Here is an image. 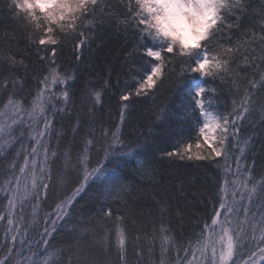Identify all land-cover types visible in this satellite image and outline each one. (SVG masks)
Returning a JSON list of instances; mask_svg holds the SVG:
<instances>
[{"label":"snow or ice","instance_id":"snow-or-ice-1","mask_svg":"<svg viewBox=\"0 0 264 264\" xmlns=\"http://www.w3.org/2000/svg\"><path fill=\"white\" fill-rule=\"evenodd\" d=\"M6 7L13 20L23 25L26 33L29 30L33 33L31 42L36 45V56L42 65L47 66L50 75L52 70L58 71V53L68 44L76 53L75 59H80L82 50L94 42L93 35L102 31L105 25L114 31L123 27V31L133 37L125 63L131 58L139 71L132 72L136 79L132 84L125 85L121 101H129L133 94L136 97L154 96L165 85H170V92L184 93L189 100L188 119L196 132V147L207 146V155L197 154L195 160L204 161L205 166L214 162L224 172L223 176L218 175L215 190L209 194L212 211L206 212L197 224L199 231L193 228L186 240L175 243L170 236L171 229H165V243L174 244L178 264H264V158L257 164L255 159L245 156V149L254 141L241 138L243 122L257 108L261 116L260 126L264 129V96L257 101V93L264 92V12L260 17L257 43L256 30L249 34L240 24L238 13L245 12L248 7L244 0H134V3L133 0H8ZM196 20L202 23L194 45L177 50L172 43L165 45L158 41L163 34L161 29L167 25L191 37ZM234 29L244 31L246 40L237 36L234 41ZM57 34L64 35L57 39ZM5 39L11 37L6 35ZM257 56L259 65L253 63L251 67H259L262 74L258 76V81L252 80L242 95L238 91L234 95L236 80L230 79L229 74L235 76L238 61H252ZM137 60L140 63L137 64ZM20 67L27 70L22 62ZM0 69L3 70L0 92L12 89L7 98L0 97V105L19 106L11 124H0V139L6 141V144H0V161L12 156L14 164L5 173L10 179L6 181V211L0 214V221H5L8 227L4 232L3 249L0 250V264H97L83 251L71 259L65 258L63 250L50 251L55 247L52 241L58 222L67 224L71 220L74 205L83 199L81 193L91 190L95 181L103 180L105 187L101 195L105 197L115 195L119 198L127 187L121 179L104 178V165L99 156L96 157L97 167L89 168V152L96 151V137L83 128L74 129L81 152L75 170L68 174L67 184L71 188L58 197L55 181L49 183L50 165L53 163L50 157L56 155L51 151L50 144L54 137H59L57 125L67 113L68 89L76 86L69 81L75 82L78 77L68 71L63 72L62 78L53 75L51 83L63 85L62 89L57 88L60 93L57 96L49 88V75L42 76L37 81L35 103H29L27 98L17 94V91H23L27 81L21 82L23 78L19 76H9V73L17 71L15 57L5 59L0 56ZM189 72L195 75H187ZM108 84L110 80L99 90L86 89V98L92 102L93 110ZM45 92L49 99L41 102ZM222 96L232 98L230 109L225 107L220 111ZM61 98L64 104L58 102ZM25 112L29 114L28 121L23 118ZM261 135L264 136V132ZM9 138L11 142H8ZM25 139L32 141L27 150L24 148ZM102 139L100 148L105 158L130 155V145L123 144V137L115 132L105 133ZM105 144L107 147H104ZM17 145L19 151H15ZM183 151L189 153L191 145ZM167 155L184 158L179 149ZM188 159L193 157L188 155ZM250 159L251 164L248 163ZM29 176L30 186L26 183ZM49 201L46 215L37 217L35 208ZM157 204L161 225L170 224L174 217L182 218L184 208L179 205L173 207L166 198L160 199ZM29 205L33 208V227L26 232L27 226H22L20 221L25 219V210ZM97 217V224L102 222L104 227L112 219L120 222L121 229L124 227V221L113 213L110 205L102 209ZM95 219H86L75 225L74 232L98 231L93 224ZM124 235L125 232L120 230L116 264H131L124 248ZM97 243L103 252V245L111 247L110 236L100 237ZM171 251L172 248L162 245V252ZM143 254L144 250L135 245L134 255L139 259ZM50 256H55V259H47ZM161 264H165L163 259Z\"/></svg>","mask_w":264,"mask_h":264},{"label":"trees","instance_id":"trees-1","mask_svg":"<svg viewBox=\"0 0 264 264\" xmlns=\"http://www.w3.org/2000/svg\"><path fill=\"white\" fill-rule=\"evenodd\" d=\"M7 3L8 0H0V56L5 59H12L14 56L17 71L9 73V76H19L23 78L21 82L27 81L23 91H17V94L27 98L29 103H35L37 81L42 76L49 75V88L57 96H60L57 88L62 89L63 85L51 83L53 75L62 78L63 72L68 71L78 77L75 82L69 81L76 86L68 89L70 99L67 101V113L64 114V120L57 125L59 137H54L50 144L51 151L56 155L50 157L53 163L50 165L49 183L55 181L56 196L62 197L71 188V185L67 184L68 174L75 170L77 157L81 152V148L77 147L80 141L74 131L78 128H83L85 132L90 130L96 137V151L89 152V168L97 167L96 157L99 156V161L104 165V178L121 179L127 185L119 198L115 195L105 197L101 195L105 187L103 180L95 181L91 190H86V194L81 193L83 199L74 205L75 211L71 214V220L67 224L58 222L57 232L54 233L55 239L52 241L55 247L50 251L63 250L66 259H71L83 251L85 256H91L97 264H116L119 231L123 230L124 248L131 264H161L162 259L165 264H178L174 244L165 243L164 230L171 229L170 236L175 243L186 240L193 228L198 232L197 224L206 212L212 211L209 194L215 190L218 175H224L214 162L205 166L204 161L195 160L197 154L207 155L205 150L207 146L199 149L196 147V132L193 131L192 122L188 119L189 100L185 98L184 93H176L175 90L170 92V85H165L154 96L136 97L133 94L129 101H121L120 96L125 90V85L132 84L136 79L132 72L139 71L131 58L127 64L125 63L133 37L126 34L123 27L119 31H114L105 25L102 31L93 35L94 42L82 50L80 59H75L76 53L72 51V45L68 44L58 53V71L52 70L50 75L47 66L42 65L36 56V45L31 42L33 33L31 30L26 33L23 25L13 20L6 7ZM244 3L248 7L245 12L238 13L240 24L249 34L256 30L258 43L264 0H244ZM234 31H236L234 41L237 36L240 40H246L244 31L235 29ZM6 35L11 39L6 40ZM63 35L57 34V39H61ZM21 62L27 66V70L20 67ZM136 63L140 61L137 60ZM253 63L259 65V56L252 61H238L235 65V76L229 74L230 79L236 80L234 95L237 91L242 95L244 90L250 87L252 80L258 81V76L262 73L259 67H251ZM2 74L3 70L0 69V75ZM187 75L195 74L189 72ZM109 80L110 84L101 93V101L93 110L92 102L86 98V89L99 90L101 85ZM216 83L219 84V81ZM11 92V88L2 91L0 97L7 98ZM224 92L227 94V88ZM261 96H264V92L257 93V101H260ZM48 99V93L45 92L41 102ZM231 99V97L225 99L223 96L220 98V111L225 107L231 108ZM58 102L65 103L62 98ZM18 111L19 106L14 108L11 104L0 105V113H6L0 115V124H11ZM23 118L28 121L29 114L25 112ZM260 119L257 108V111L243 122L241 136L254 141L245 149L244 155L255 159L257 164L264 158V136L261 135L264 129L260 126ZM110 132L123 137V144L130 145L128 148L130 155L121 154L105 158L100 145L103 143L104 134ZM8 142H11V138ZM30 143L31 140H24L26 150ZM0 144H6V141L0 139ZM188 145H191V151L185 153L183 150ZM104 147H107V144ZM178 149L183 159L177 155L171 157L167 155L168 152H176ZM19 150L17 145L15 151ZM188 155L193 159L189 160ZM251 162V159L248 160L249 164ZM13 167L12 156L6 161H0V214L6 211V181L10 179L5 173ZM26 183L30 186L31 176L27 178ZM22 192L23 186L21 195ZM164 198L171 201L173 207L179 205L184 208V212L181 214L182 218L174 217L170 224L161 225L157 201ZM50 203L51 201L38 205L35 208V215L37 217L46 215ZM109 205L113 213L124 221L122 229L120 222L115 219L110 220L107 227H104L102 222L97 224L99 220L97 214ZM32 216L33 208L29 205L25 210V219L20 221L22 226H27L26 232L33 227ZM93 217L96 218L93 224L98 227V231L83 234L74 232L75 225ZM7 227L5 221H0V250L5 243L4 232ZM106 234L110 236L111 247L103 245L104 251L101 252V245L97 242ZM135 245L144 250L143 256L139 259L134 255ZM162 245L165 248H172V251L162 252ZM47 259H55V256Z\"/></svg>","mask_w":264,"mask_h":264},{"label":"clouds","instance_id":"clouds-1","mask_svg":"<svg viewBox=\"0 0 264 264\" xmlns=\"http://www.w3.org/2000/svg\"><path fill=\"white\" fill-rule=\"evenodd\" d=\"M202 21L196 20L192 26L193 35L189 37L186 32L178 31L171 25L162 28V35L158 37V41L162 44L172 43L177 50L186 49L188 45H194L195 38L199 35V29Z\"/></svg>","mask_w":264,"mask_h":264}]
</instances>
